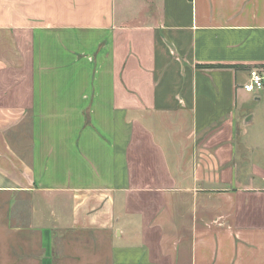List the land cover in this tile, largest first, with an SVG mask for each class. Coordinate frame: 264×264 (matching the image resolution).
Masks as SVG:
<instances>
[{"label": "crops", "instance_id": "1", "mask_svg": "<svg viewBox=\"0 0 264 264\" xmlns=\"http://www.w3.org/2000/svg\"><path fill=\"white\" fill-rule=\"evenodd\" d=\"M264 0H0V264H264Z\"/></svg>", "mask_w": 264, "mask_h": 264}, {"label": "built area", "instance_id": "2", "mask_svg": "<svg viewBox=\"0 0 264 264\" xmlns=\"http://www.w3.org/2000/svg\"><path fill=\"white\" fill-rule=\"evenodd\" d=\"M243 90L255 93L264 89V67H253L248 71V79L242 84Z\"/></svg>", "mask_w": 264, "mask_h": 264}]
</instances>
